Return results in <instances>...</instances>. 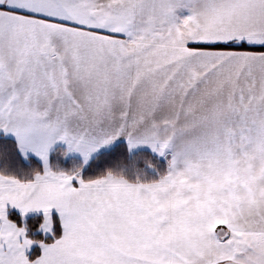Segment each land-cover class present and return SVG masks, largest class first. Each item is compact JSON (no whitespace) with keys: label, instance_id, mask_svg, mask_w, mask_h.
Instances as JSON below:
<instances>
[{"label":"snow or ice","instance_id":"snow-or-ice-1","mask_svg":"<svg viewBox=\"0 0 264 264\" xmlns=\"http://www.w3.org/2000/svg\"><path fill=\"white\" fill-rule=\"evenodd\" d=\"M0 264H264V0H0Z\"/></svg>","mask_w":264,"mask_h":264}]
</instances>
